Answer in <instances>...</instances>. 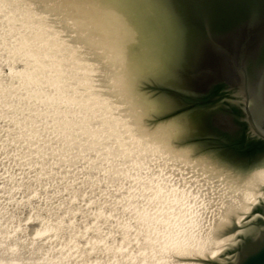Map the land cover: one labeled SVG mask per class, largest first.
<instances>
[{"label": "water", "instance_id": "95a60500", "mask_svg": "<svg viewBox=\"0 0 264 264\" xmlns=\"http://www.w3.org/2000/svg\"><path fill=\"white\" fill-rule=\"evenodd\" d=\"M19 1L62 38L161 213L221 219L264 189V0ZM244 227L210 264H264V203Z\"/></svg>", "mask_w": 264, "mask_h": 264}, {"label": "rangeland", "instance_id": "374dc122", "mask_svg": "<svg viewBox=\"0 0 264 264\" xmlns=\"http://www.w3.org/2000/svg\"><path fill=\"white\" fill-rule=\"evenodd\" d=\"M27 10L0 0V264H150L160 249L170 257L149 232V208L137 211L146 185L133 161L79 71L64 74L63 40L40 17L26 23Z\"/></svg>", "mask_w": 264, "mask_h": 264}, {"label": "bare ground", "instance_id": "6f19581e", "mask_svg": "<svg viewBox=\"0 0 264 264\" xmlns=\"http://www.w3.org/2000/svg\"><path fill=\"white\" fill-rule=\"evenodd\" d=\"M22 5L26 6L23 3H22ZM22 14L25 15V16H23L21 18H23L26 21V23H27L26 17H28V16L40 17L30 7H28L27 13H22ZM40 19H42V18L40 17ZM60 39H62V38L59 36L58 40L60 41ZM58 49H59V51H58L59 53L65 52V55H63V53L61 55L60 65H63L64 61L67 60V62H66V67L67 68H65L64 74L66 72H72L73 70H76L77 69L76 64H75L72 56L70 55V53L69 52L67 53L68 49L65 46L64 42L61 43V46ZM130 170L133 171V169H131V168H130ZM133 176H134V174L132 175V178H133ZM139 180L143 181L142 178H140ZM131 181H133V179ZM131 192H132V190H131ZM144 192H145L144 203L146 202V205L144 203L141 204V201H139V204H141V207L137 208V211L141 213L142 211H140V210H141V208H143V206L149 208V209H145V211L142 212V215H143V217H146V219H147L146 221H150V223H151L150 226L148 225V228L150 229L149 232H151V233L153 232L154 235H155V238L153 239L154 242L155 243L157 242V243H160V244H164L165 245L164 247H167L169 250L171 249L170 252H172V250H173V252L171 253L170 257L165 256L164 255L165 252L163 250H161V249H160V251L162 253L161 255H160V251L159 250H158L159 251L158 254L154 253L152 255V253H151V256H153L154 258H153V261H150L151 262L150 264H176L179 260L180 261L177 264H206V262L207 263L209 262L208 264H210V263H212L213 260L214 261L215 260H219V257L221 255H223L228 249H231L238 242L240 237H242L251 228V227H249V229H248L247 227H244V226L247 223V220L250 218V215H251L252 211L257 206H259L262 203H264V189H259L252 196H250L247 200H245L243 203H241L239 206H237L235 209H233L231 212H229L227 215H225L221 219L183 221V220L177 219L175 217L169 216L167 214L161 213L159 211L156 203L154 202L150 192L148 191V189H146V187H145V191ZM149 204H150V206H148ZM135 206L136 205L134 204V208L133 209H135ZM153 209H156V210H154V212H155V214L153 215L154 218L147 216L146 214H148V211L153 210ZM159 212H160V214H158ZM9 221H10V219H9ZM9 224L11 225V223H9ZM233 227H235L238 230L237 231L235 230V232L232 231ZM47 228H49V227H47ZM140 228H141V225H140ZM16 230H15V233H17ZM44 230L45 229H43V231ZM72 230H74V229H72ZM7 231H8V229H7ZM19 232L20 231H18V233ZM40 232H41V230H40ZM71 233H73V232H71ZM25 234H28V233H25ZM41 236H44V235H41ZM17 237H18V235H17ZM20 237L22 238V235ZM21 238H20V240H21ZM11 239H14V238L11 237ZM4 240H9V238L4 239ZM153 240H151V242ZM6 243H8V242H6ZM16 243L19 244L17 241H16ZM25 243H27V242H25ZM3 244H5V243H3ZM23 244H24V242H20L19 245L23 246ZM13 245H15V244H13ZM154 246H152V247H154ZM2 247H4V249H5V246H2ZM152 247H150V248L153 249ZM9 248L11 249V247H9ZM25 248H27V247H25ZM10 249H8V251ZM14 249H15V247H14ZM34 250H36V249H34ZM165 250H167V249H165ZM22 251H24V250H22ZM44 251H46V250H44ZM10 252H11V250H10ZM10 252H8V253H10ZM27 252L29 253V251H27ZM167 252L168 251H166V253ZM5 253H7V252H5ZM10 255H11V253L9 254V256ZM29 255H30V257L32 256L31 254H29ZM5 256H2V257H5ZM6 257H8V256H6ZM81 257H83V256H81ZM31 258H33V257H31ZM174 258H176V260L178 258V261L176 263L174 262ZM27 260H29V259H27ZM46 260L49 261V259H46ZM119 260H120V258H119ZM35 261H36V259L29 260V263L30 264H34ZM61 261H62V259H61ZM202 262H204V263H202ZM38 263H40V262H38ZM38 263L36 262V264H38ZM42 263H44V262H42ZM42 263H40V264H42ZM13 264H14V262H13ZM45 264H46V262H45ZM145 264H149V263H145Z\"/></svg>", "mask_w": 264, "mask_h": 264}]
</instances>
